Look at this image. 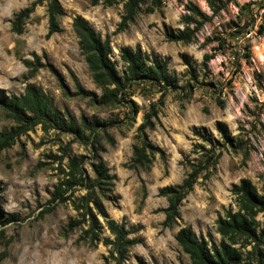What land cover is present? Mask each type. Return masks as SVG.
Masks as SVG:
<instances>
[{"label":"rangeland","instance_id":"374dc122","mask_svg":"<svg viewBox=\"0 0 264 264\" xmlns=\"http://www.w3.org/2000/svg\"><path fill=\"white\" fill-rule=\"evenodd\" d=\"M33 1L0 0V138L12 136L0 151V264H114L101 242L94 247L78 242L85 227L68 229L76 218L71 202L85 194L83 188L69 190V201L54 208L49 204L70 157H85L83 172L93 176L87 160L93 149L113 177L110 192L100 195L102 204L138 241L123 264H190L176 243L177 232L187 227L217 243V217L235 210L231 187L248 180L259 194L264 190V0H219L224 5L217 13L204 0H161L159 10L138 14L120 33L115 31L122 4L103 7L91 6L89 0H58L63 10L58 33L46 37L45 5L32 10L21 34L13 33L14 16ZM189 5L204 17L193 18L195 23L188 27L192 31L200 25L193 42H169V35L185 28L181 20ZM75 16L108 39L119 74V49L140 50L166 62L176 88L141 81L112 105H99L101 93L72 30ZM204 55L212 58L207 68L202 66ZM184 57L195 69L194 79ZM25 61L36 69L32 76ZM28 84L40 88L77 124L84 119L101 125L88 138L77 139L51 125L17 124L2 103L23 94ZM152 105L158 113L146 136L162 153L149 167L132 170L128 163L138 144L137 129ZM217 124L226 126L229 139L218 132ZM207 159L208 169L180 204L177 226L163 228L167 202L159 190L181 184L190 164ZM101 237L111 238L106 230Z\"/></svg>","mask_w":264,"mask_h":264},{"label":"trees","instance_id":"16d2710c","mask_svg":"<svg viewBox=\"0 0 264 264\" xmlns=\"http://www.w3.org/2000/svg\"><path fill=\"white\" fill-rule=\"evenodd\" d=\"M179 2L181 0H178ZM91 6L101 5L111 7L122 4L123 13L115 33L125 31L140 13L152 14L159 10L161 0H89ZM207 7L217 13L222 9L224 3L219 0H204ZM45 5L48 22L46 37L60 31L57 19L63 15V10L58 0H34L30 8L20 11L14 16L11 23V31L21 34L24 21L31 14L36 6ZM188 12L181 20L185 27L178 31L176 36L169 35V42L192 43L199 24L192 31L188 29L195 23L193 18L204 19L200 11L194 6H186ZM264 27H261L263 29ZM72 30L78 38L80 54L87 65L92 83L100 91L101 95L98 104L102 106L112 105L119 100L132 84L146 81L161 87V89L173 90L176 88L175 78L168 72L164 60L154 55L131 50L122 47L118 51L119 60L123 65L121 74L115 68L110 59L109 41L103 40L81 16H75L72 21ZM35 60L38 58L34 55ZM212 58L203 56V68H207ZM183 63L188 69L189 76L195 78V69L183 58ZM25 68L29 76L36 71L31 67L32 62L25 61ZM3 109L17 123L25 126L50 127L61 132L74 135L77 139H85L96 132L101 123L97 121L87 122L81 119L77 124L70 115L60 113L53 106V100L45 95L40 88L28 84L23 94L3 101ZM158 109L155 105L149 108V112L143 117L142 124L137 129V145L133 147L132 156L128 167L132 170L145 169L149 167L156 154L162 151L153 146L147 139L146 130L154 128V120ZM85 130L89 135L85 136ZM218 132L225 139H229L228 130L225 125L217 124ZM11 135L3 134L0 138V151L8 146ZM93 149L88 165L92 177L84 174L82 165L85 157L72 156L69 158L65 178L54 185L50 193L49 204L56 206L69 201L66 193L75 187H81L86 192L77 201L71 202L76 218L68 223V229L85 227L82 230L78 242L86 243L94 247L97 243L108 248L109 257L114 264H123L130 248L138 243L137 239L130 238L133 231H130L121 223L115 222L107 214L100 195L109 193L113 187V177L109 174L108 168ZM209 160L197 165L190 164V172L181 184L168 186L159 190V195L164 197L167 206L162 210L164 220L163 228L177 226L180 220L179 207L182 200L192 191L202 171L208 169ZM230 193L233 197L235 210L228 209L219 215L215 222V233L219 236L217 243L209 237H197L190 228H181L175 237L176 243L181 251L188 257L190 264H264V190L259 194L256 188L248 180H241L239 184L231 187ZM51 208V209H52ZM106 230L109 237H101ZM133 230V229H132ZM137 229L135 230V232ZM105 264H108L105 262Z\"/></svg>","mask_w":264,"mask_h":264}]
</instances>
